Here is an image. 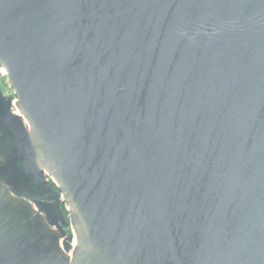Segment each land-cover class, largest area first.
<instances>
[{
	"label": "water",
	"instance_id": "obj_1",
	"mask_svg": "<svg viewBox=\"0 0 264 264\" xmlns=\"http://www.w3.org/2000/svg\"><path fill=\"white\" fill-rule=\"evenodd\" d=\"M0 64V264H264V0H0Z\"/></svg>",
	"mask_w": 264,
	"mask_h": 264
},
{
	"label": "flooded vegetation",
	"instance_id": "obj_2",
	"mask_svg": "<svg viewBox=\"0 0 264 264\" xmlns=\"http://www.w3.org/2000/svg\"><path fill=\"white\" fill-rule=\"evenodd\" d=\"M7 96V95H6ZM2 138V132L0 131V139ZM1 150V142H0ZM0 160H4L3 154L0 152ZM51 185L49 177H45L42 180H37L32 186H30L29 192L32 194L35 201L39 203L40 206L46 208L48 211H53L56 204L54 203V197L58 191ZM60 201V208H61ZM62 210V209H61ZM64 213V212H63Z\"/></svg>",
	"mask_w": 264,
	"mask_h": 264
},
{
	"label": "rangeland",
	"instance_id": "obj_3",
	"mask_svg": "<svg viewBox=\"0 0 264 264\" xmlns=\"http://www.w3.org/2000/svg\"><path fill=\"white\" fill-rule=\"evenodd\" d=\"M0 89H1V91H2V93H3L4 95H7V96H12V95H14V94H13V90H12V88L9 86V83H8L7 81L2 80V81L0 82ZM49 181L51 182V185H54L53 188L56 189V190L58 191V194H59V196H60V201H62V203H61V209H62L63 212L66 211V214H65V215H66V219H69L68 209H67V206L65 205V203L63 202V196L61 195V191L59 190V188L57 187V185L52 181L51 178H49ZM71 229H72V228L69 227V226H67V228H66L67 232H69Z\"/></svg>",
	"mask_w": 264,
	"mask_h": 264
},
{
	"label": "built area",
	"instance_id": "obj_4",
	"mask_svg": "<svg viewBox=\"0 0 264 264\" xmlns=\"http://www.w3.org/2000/svg\"><path fill=\"white\" fill-rule=\"evenodd\" d=\"M4 80L8 82L7 79V71L6 69L0 64V82Z\"/></svg>",
	"mask_w": 264,
	"mask_h": 264
},
{
	"label": "bare ground",
	"instance_id": "obj_5",
	"mask_svg": "<svg viewBox=\"0 0 264 264\" xmlns=\"http://www.w3.org/2000/svg\"><path fill=\"white\" fill-rule=\"evenodd\" d=\"M12 112H14V113L17 114V115L20 114L19 111H18V109L14 106V102H13ZM61 242H62V240H60V244H61ZM73 244H74V238H73L72 245H73ZM69 253H71V252L69 251Z\"/></svg>",
	"mask_w": 264,
	"mask_h": 264
},
{
	"label": "trees",
	"instance_id": "obj_6",
	"mask_svg": "<svg viewBox=\"0 0 264 264\" xmlns=\"http://www.w3.org/2000/svg\"><path fill=\"white\" fill-rule=\"evenodd\" d=\"M64 214H66V211L64 212Z\"/></svg>",
	"mask_w": 264,
	"mask_h": 264
}]
</instances>
